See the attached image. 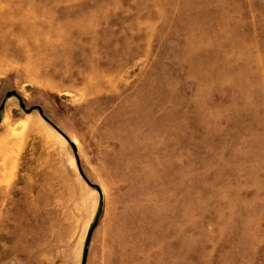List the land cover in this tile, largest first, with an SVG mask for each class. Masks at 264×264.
Here are the masks:
<instances>
[{
    "label": "rangeland",
    "instance_id": "374dc122",
    "mask_svg": "<svg viewBox=\"0 0 264 264\" xmlns=\"http://www.w3.org/2000/svg\"><path fill=\"white\" fill-rule=\"evenodd\" d=\"M98 217L87 264H264V0H0V264Z\"/></svg>",
    "mask_w": 264,
    "mask_h": 264
},
{
    "label": "water",
    "instance_id": "95a60500",
    "mask_svg": "<svg viewBox=\"0 0 264 264\" xmlns=\"http://www.w3.org/2000/svg\"><path fill=\"white\" fill-rule=\"evenodd\" d=\"M13 95H17L16 91H11L9 93H7L6 95V98H10L12 97ZM5 104H6V101L3 102L2 104V107L1 109H4L5 107ZM21 106L22 108L26 109L28 112H31L33 109H27L26 105L21 102ZM40 112L42 114V116L49 121V119L45 116L44 112L42 109H40ZM57 128V127H56ZM58 129V128H57ZM63 135L67 138V140L70 142V144L73 146L74 150H75V153H76V157L77 159L79 160V157H78V150H77V147L75 145L74 142H72V140H70L64 133ZM100 191V190H99ZM100 193H102L100 191ZM98 222H99V217L96 219L94 225L91 227L90 231H89V234H88V237L86 239V243H85V248H84V254H83V262L82 264H87V261H88V255H89V250H90V245H91V241H92V238H93V234H94V231L96 229V227L98 226Z\"/></svg>",
    "mask_w": 264,
    "mask_h": 264
}]
</instances>
